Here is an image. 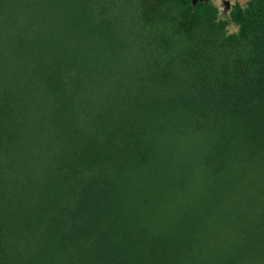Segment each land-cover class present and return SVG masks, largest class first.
Wrapping results in <instances>:
<instances>
[{
	"label": "trees",
	"instance_id": "obj_1",
	"mask_svg": "<svg viewBox=\"0 0 264 264\" xmlns=\"http://www.w3.org/2000/svg\"><path fill=\"white\" fill-rule=\"evenodd\" d=\"M228 17L0 0V264H264V0Z\"/></svg>",
	"mask_w": 264,
	"mask_h": 264
},
{
	"label": "rangeland",
	"instance_id": "obj_2",
	"mask_svg": "<svg viewBox=\"0 0 264 264\" xmlns=\"http://www.w3.org/2000/svg\"><path fill=\"white\" fill-rule=\"evenodd\" d=\"M210 1L218 9L219 19H228L229 12L235 4L244 6L248 0H210ZM227 30L229 33H233L236 32L237 27L229 23V27Z\"/></svg>",
	"mask_w": 264,
	"mask_h": 264
},
{
	"label": "water",
	"instance_id": "obj_3",
	"mask_svg": "<svg viewBox=\"0 0 264 264\" xmlns=\"http://www.w3.org/2000/svg\"><path fill=\"white\" fill-rule=\"evenodd\" d=\"M199 0H192V6H195Z\"/></svg>",
	"mask_w": 264,
	"mask_h": 264
}]
</instances>
